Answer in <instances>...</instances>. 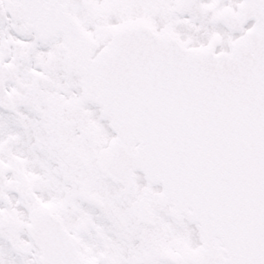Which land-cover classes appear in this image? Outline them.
<instances>
[{
    "label": "snow or ice",
    "instance_id": "obj_1",
    "mask_svg": "<svg viewBox=\"0 0 264 264\" xmlns=\"http://www.w3.org/2000/svg\"><path fill=\"white\" fill-rule=\"evenodd\" d=\"M0 264H264V0H0Z\"/></svg>",
    "mask_w": 264,
    "mask_h": 264
}]
</instances>
